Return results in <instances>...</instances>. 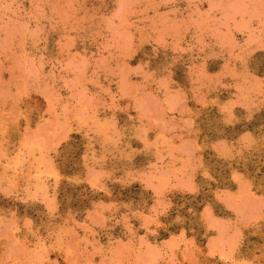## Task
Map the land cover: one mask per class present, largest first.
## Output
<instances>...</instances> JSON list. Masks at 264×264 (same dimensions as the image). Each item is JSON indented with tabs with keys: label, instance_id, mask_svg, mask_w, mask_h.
Returning a JSON list of instances; mask_svg holds the SVG:
<instances>
[{
	"label": "rangeland",
	"instance_id": "rangeland-1",
	"mask_svg": "<svg viewBox=\"0 0 264 264\" xmlns=\"http://www.w3.org/2000/svg\"><path fill=\"white\" fill-rule=\"evenodd\" d=\"M0 264H264V0H0Z\"/></svg>",
	"mask_w": 264,
	"mask_h": 264
}]
</instances>
